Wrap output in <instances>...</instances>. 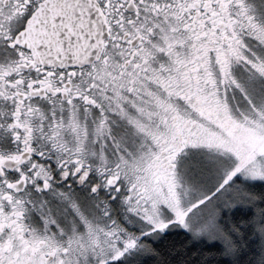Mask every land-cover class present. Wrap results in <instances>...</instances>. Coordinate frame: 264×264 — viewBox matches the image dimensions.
I'll list each match as a JSON object with an SVG mask.
<instances>
[{"label":"snow or ice","instance_id":"6c2138e0","mask_svg":"<svg viewBox=\"0 0 264 264\" xmlns=\"http://www.w3.org/2000/svg\"><path fill=\"white\" fill-rule=\"evenodd\" d=\"M0 264H264V0H0Z\"/></svg>","mask_w":264,"mask_h":264}]
</instances>
